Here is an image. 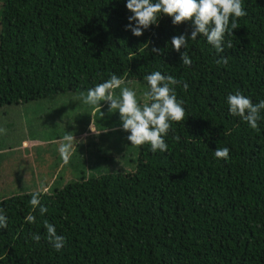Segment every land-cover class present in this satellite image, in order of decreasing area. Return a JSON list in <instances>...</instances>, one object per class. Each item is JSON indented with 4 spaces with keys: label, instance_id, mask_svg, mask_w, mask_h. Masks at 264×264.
Masks as SVG:
<instances>
[{
    "label": "trees",
    "instance_id": "16d2710c",
    "mask_svg": "<svg viewBox=\"0 0 264 264\" xmlns=\"http://www.w3.org/2000/svg\"><path fill=\"white\" fill-rule=\"evenodd\" d=\"M242 3L247 15L225 36L233 46L217 53L198 34L181 49L192 60L184 66L171 37L190 36L191 22L173 25L161 14L135 36L125 27L126 0H0V107L86 95L113 73L147 91L144 77L160 71L181 81L176 95L186 111L164 138L166 152L129 144L134 157L125 169L107 172L93 159L87 176L0 197L8 224L0 228V264H264V112L253 130L226 102L236 92L264 100V0ZM221 57L226 65L216 63ZM95 114L93 124L110 134L122 123ZM222 147L228 161L214 157ZM89 149L83 157H93ZM36 192L43 215L30 204ZM45 221L66 238L59 252Z\"/></svg>",
    "mask_w": 264,
    "mask_h": 264
},
{
    "label": "clouds",
    "instance_id": "9594fccd",
    "mask_svg": "<svg viewBox=\"0 0 264 264\" xmlns=\"http://www.w3.org/2000/svg\"><path fill=\"white\" fill-rule=\"evenodd\" d=\"M126 8L132 15L128 17L130 23L125 27L130 29L135 36L142 35L150 25H156L161 14L171 17L173 25L191 22L193 30L190 36L186 38L184 34H181L171 37V47L180 53V60L184 66L192 64L188 53L181 51L182 48L188 47L189 39L195 40L198 34L203 35L217 53L223 52L225 43L228 48L233 46L231 40L225 42V36L233 35L232 30L240 27L238 18L247 15L242 0H155V2L153 0H126ZM151 51L157 54L161 52L155 47ZM216 63L226 65L227 58L221 57ZM144 79L148 84V90L144 92L148 103L143 105L138 103L133 90L127 87L121 88L124 81L114 73L108 80L90 88L86 95L81 93L76 99L81 100L84 105L97 106L98 108H100L99 102H108L110 112L118 110L122 129L130 133L127 139L131 145L148 144L152 152H166L168 145L164 138L168 135L172 122L179 123L186 119V111L182 106L183 101L178 100L176 95V86L181 81L172 75L162 74L160 71H153ZM183 88L187 90V83L183 84ZM116 89H121L118 97L114 94ZM226 102L232 116L239 117L251 129L259 130L258 122L261 120V113L264 112V100L253 103L250 98L236 92L229 94ZM100 114L103 115L101 112ZM89 128L94 134L98 135L100 132H97L92 124ZM4 132L5 129L0 128V134ZM175 138L179 139V137ZM77 143L78 141L72 133L63 136L59 153L65 165L69 163ZM229 154L228 147L214 150L216 159L228 161ZM30 204L33 211L39 206L41 215L47 212V208L40 205V193L38 192L32 193ZM25 220L27 223L33 224L36 222V217L29 214ZM7 227V217L0 209V228ZM44 227L47 230L49 242L59 252L64 247L66 238L63 235H58L55 226L47 221L44 222ZM32 238L39 241L40 236L33 234Z\"/></svg>",
    "mask_w": 264,
    "mask_h": 264
},
{
    "label": "rangeland",
    "instance_id": "374dc122",
    "mask_svg": "<svg viewBox=\"0 0 264 264\" xmlns=\"http://www.w3.org/2000/svg\"><path fill=\"white\" fill-rule=\"evenodd\" d=\"M131 84L132 81L128 80L121 88H128ZM130 90L136 93L139 104L148 102L144 97V82H136ZM78 94L61 92L49 98L0 107V128L5 129L0 134V197L12 191L48 190L53 185H60L83 174L87 176L92 172L88 165L93 159L103 165L107 172L128 167L127 163L134 154L127 139L130 133L122 129V123L115 124L114 129L117 130L111 134L107 128L103 130L101 126L93 124L95 113L103 123L121 121L118 110L110 112L106 101L99 102L100 108H88V105L76 99ZM86 110L90 111L87 119L83 118V111ZM90 124L97 132L100 131L98 135L90 131ZM103 131H107L105 136ZM71 133L78 143L69 163L65 165L59 146L63 136ZM87 147L93 157H83V149ZM83 169L86 170L84 173Z\"/></svg>",
    "mask_w": 264,
    "mask_h": 264
},
{
    "label": "crops",
    "instance_id": "0c3cea01",
    "mask_svg": "<svg viewBox=\"0 0 264 264\" xmlns=\"http://www.w3.org/2000/svg\"><path fill=\"white\" fill-rule=\"evenodd\" d=\"M20 158H21V156H20Z\"/></svg>",
    "mask_w": 264,
    "mask_h": 264
}]
</instances>
